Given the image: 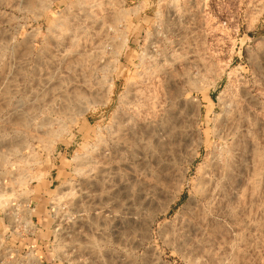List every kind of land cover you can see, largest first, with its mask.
I'll use <instances>...</instances> for the list:
<instances>
[{
    "label": "rangeland",
    "instance_id": "rangeland-1",
    "mask_svg": "<svg viewBox=\"0 0 264 264\" xmlns=\"http://www.w3.org/2000/svg\"><path fill=\"white\" fill-rule=\"evenodd\" d=\"M0 264H264V0H0Z\"/></svg>",
    "mask_w": 264,
    "mask_h": 264
},
{
    "label": "bare ground",
    "instance_id": "bare-ground-1",
    "mask_svg": "<svg viewBox=\"0 0 264 264\" xmlns=\"http://www.w3.org/2000/svg\"><path fill=\"white\" fill-rule=\"evenodd\" d=\"M25 6V5H24ZM31 7H32V5H31ZM74 32V31H73ZM76 36V35H75ZM66 39V38H65ZM94 53V52H93ZM91 54V53H90ZM97 54V53H96ZM79 56V55H78ZM84 57V56H83ZM95 59V58H94ZM99 59V58H98ZM77 61V60H76ZM18 66V65H17ZM17 68V67H16ZM107 68V67H106ZM69 69V68H68ZM81 80V79H80ZM81 82V81H80ZM85 83V82H84ZM8 84V83H7ZM7 84H5V85H7ZM94 85V84H93ZM85 88V87H84ZM95 89H97V88H95ZM99 89V88H98ZM9 90V89H8ZM94 90V89H93ZM105 90V89H104ZM11 91V90H10ZM135 91V90H134ZM58 92V91H57ZM106 92V91H105ZM57 94V93H56ZM70 96V95H69ZM74 96V95H73ZM63 97V96H62ZM36 98V97H35ZM36 100V99H35ZM79 104V103H78ZM33 105V104H32ZM81 105V104H80ZM52 106V105H51ZM147 106V105H146ZM76 111V110H75ZM21 112V111H20ZM65 112V111H64ZM71 113V112H70ZM134 113V112H133ZM21 114H23V113H21ZM143 116V115H142ZM145 117V116H144ZM29 118V117H28ZM34 119V118H33ZM143 119V118H142ZM19 120V119H18ZM156 120V119H155ZM26 121V120H25ZM154 123V122H153ZM157 123V122H156ZM20 124V123H19ZM45 124V123H44ZM155 125V124H154ZM46 127V126H45ZM156 127V126H155ZM20 129V128H19ZM47 129V128H46ZM156 130V129H155ZM37 133V132H36ZM41 138V137H40ZM22 145V144H21ZM100 150V149H99ZM25 158V157H24ZM88 163V162H87ZM142 164V163H141ZM100 166V165H99ZM96 168V167H95ZM97 170V169H96ZM90 171V170H89ZM88 171V172H89ZM86 173V172H85ZM97 173V172H96ZM101 174V173H100ZM99 175V174H98ZM137 175V174H136ZM130 215V214H129ZM77 216V215H76Z\"/></svg>",
    "mask_w": 264,
    "mask_h": 264
}]
</instances>
